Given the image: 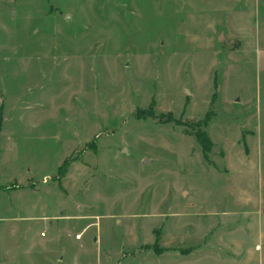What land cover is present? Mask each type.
<instances>
[{
    "label": "rangeland",
    "instance_id": "obj_1",
    "mask_svg": "<svg viewBox=\"0 0 264 264\" xmlns=\"http://www.w3.org/2000/svg\"><path fill=\"white\" fill-rule=\"evenodd\" d=\"M0 126V264H264V0H0Z\"/></svg>",
    "mask_w": 264,
    "mask_h": 264
},
{
    "label": "trees",
    "instance_id": "obj_2",
    "mask_svg": "<svg viewBox=\"0 0 264 264\" xmlns=\"http://www.w3.org/2000/svg\"><path fill=\"white\" fill-rule=\"evenodd\" d=\"M138 118H144V117H151L153 119H158L159 121H161L162 123H170V122H174L178 125H188L192 122L188 121H182L179 119H175L172 115H168L165 116V114H154L153 112H148L144 111L141 114L137 115ZM165 117V118H164ZM164 118V119H163ZM194 123V122H193ZM209 123V117L206 114L202 120H198L196 121L193 125V130L190 131H184L185 134H189L195 137L196 142L199 144L201 151L203 152V154L206 156L207 152H210L209 150L211 149V147L213 146V143L209 137V135L207 134L206 130L204 129V127Z\"/></svg>",
    "mask_w": 264,
    "mask_h": 264
},
{
    "label": "crops",
    "instance_id": "obj_3",
    "mask_svg": "<svg viewBox=\"0 0 264 264\" xmlns=\"http://www.w3.org/2000/svg\"><path fill=\"white\" fill-rule=\"evenodd\" d=\"M2 134H4V132H3V128H1V126H0V135H2ZM75 238H76V235H75ZM76 240H77V238H76ZM94 241H95V239H94Z\"/></svg>",
    "mask_w": 264,
    "mask_h": 264
},
{
    "label": "built area",
    "instance_id": "obj_4",
    "mask_svg": "<svg viewBox=\"0 0 264 264\" xmlns=\"http://www.w3.org/2000/svg\"><path fill=\"white\" fill-rule=\"evenodd\" d=\"M42 234H43V233H42ZM80 236H81V234H77V235H76V238H79Z\"/></svg>",
    "mask_w": 264,
    "mask_h": 264
}]
</instances>
